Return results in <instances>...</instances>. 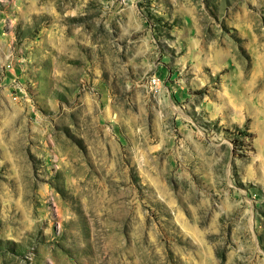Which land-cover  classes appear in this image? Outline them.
Instances as JSON below:
<instances>
[{"label":"rangeland","instance_id":"obj_1","mask_svg":"<svg viewBox=\"0 0 264 264\" xmlns=\"http://www.w3.org/2000/svg\"><path fill=\"white\" fill-rule=\"evenodd\" d=\"M252 78L264 0H0V264H264Z\"/></svg>","mask_w":264,"mask_h":264},{"label":"bare ground","instance_id":"obj_2","mask_svg":"<svg viewBox=\"0 0 264 264\" xmlns=\"http://www.w3.org/2000/svg\"><path fill=\"white\" fill-rule=\"evenodd\" d=\"M248 86H249V88L248 89H250L251 88V86L253 87L252 88V94H255V98L256 97H258L259 99L258 100H260L261 101V103L262 104H264V89H263V87L260 85L259 87H258V89H255L254 90V87L256 86V83L254 82V79L252 78V79H250V81H249V84H248ZM248 86H246V90H247V87Z\"/></svg>","mask_w":264,"mask_h":264}]
</instances>
